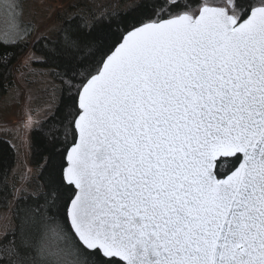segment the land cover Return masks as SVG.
<instances>
[{"label": "snow or ice", "instance_id": "1", "mask_svg": "<svg viewBox=\"0 0 264 264\" xmlns=\"http://www.w3.org/2000/svg\"><path fill=\"white\" fill-rule=\"evenodd\" d=\"M164 3L65 73L75 137L10 264H264V0Z\"/></svg>", "mask_w": 264, "mask_h": 264}, {"label": "trees", "instance_id": "2", "mask_svg": "<svg viewBox=\"0 0 264 264\" xmlns=\"http://www.w3.org/2000/svg\"><path fill=\"white\" fill-rule=\"evenodd\" d=\"M23 2L24 0H16V3L20 5ZM182 2L196 6L201 0H182ZM214 2L218 6H225L226 2L228 5L231 4V0H214ZM164 11L174 12L175 9L168 8L164 0H140L126 11L114 10L106 13L92 24L85 16L79 14L71 18L72 22L66 33H61V29L65 28V20L55 38L42 39L41 37L34 43V51L42 57L38 64L50 70L54 80L62 85V94L55 112L32 130L31 163L34 166L43 165L38 178L42 190L38 194L23 195L16 201L13 207L16 226L0 240V264H10L16 259L8 250L13 248L19 240L23 210H42L45 196L50 191L54 165L62 161L63 156L66 155V149L74 140L75 131L71 121L74 118L75 107L74 100L66 88L65 73L69 67L81 61L89 66L95 65L101 53L96 50V47H99L98 44L96 47H90V45L95 43L97 37L103 36L106 37V43H115L121 32L130 30L133 25H139L141 21L152 17L154 13ZM20 28L16 41L0 44V100L13 85L14 68L29 47L24 39L33 34L35 27L33 23L21 22ZM69 35L79 42L78 47L72 48L67 45ZM16 161L14 146L8 139L0 137V218L3 211L9 209L14 197L10 178ZM222 163V170L229 166L228 161ZM56 171L58 173V169ZM71 192V187L60 186L55 193L59 197L61 209Z\"/></svg>", "mask_w": 264, "mask_h": 264}, {"label": "rangeland", "instance_id": "3", "mask_svg": "<svg viewBox=\"0 0 264 264\" xmlns=\"http://www.w3.org/2000/svg\"><path fill=\"white\" fill-rule=\"evenodd\" d=\"M140 0H24L21 4L18 29L10 30L7 17L0 8V37L7 33V41H16L21 22L33 23L34 32L24 39L27 51L14 68V82L0 100V137L8 139L17 155L11 172L10 183L14 197L8 210L0 218V240L16 226L13 207L18 198L26 194H38L42 186L38 182L42 166L31 163L32 130L51 116L59 105L62 85L54 80L50 70L41 67L42 57L34 49L41 37L55 38L65 20L83 15L92 24L108 12L126 11ZM16 0H0V5Z\"/></svg>", "mask_w": 264, "mask_h": 264}]
</instances>
